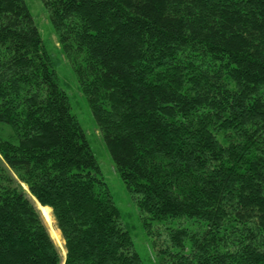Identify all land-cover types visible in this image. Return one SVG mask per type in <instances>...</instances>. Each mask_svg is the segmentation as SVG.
<instances>
[{"label":"trees","instance_id":"16d2710c","mask_svg":"<svg viewBox=\"0 0 264 264\" xmlns=\"http://www.w3.org/2000/svg\"><path fill=\"white\" fill-rule=\"evenodd\" d=\"M43 3L158 264H264V0ZM55 64L0 0V264H145Z\"/></svg>","mask_w":264,"mask_h":264},{"label":"rangeland","instance_id":"374dc122","mask_svg":"<svg viewBox=\"0 0 264 264\" xmlns=\"http://www.w3.org/2000/svg\"><path fill=\"white\" fill-rule=\"evenodd\" d=\"M26 2L34 16L36 24L41 30L42 38L47 49L53 54L56 60L55 67L60 78L61 87L69 95L71 111L80 120L87 134L91 148L99 161L102 173L109 184L114 200L121 209L123 225L132 233L135 247L142 256L145 264H158L159 254L155 243H160L159 238L156 235V231L163 232L161 239L166 241L169 227L185 224L190 228H194L195 221L186 220L184 218H171L172 220L166 221V224H164L163 221H158L157 223L159 224H153V226L149 228L152 229V231H149L145 225V222L148 220L146 219L147 214L140 210L133 193L130 192L126 183L122 180L120 174L115 168L111 154L106 146L102 131L95 120L86 97L80 89L72 65L65 55L62 54L58 36L56 35L55 30L50 22L49 13L43 3V0H26ZM12 134L13 130L9 125L0 123V137L10 139L12 138ZM24 187L27 192H29L28 186L24 185ZM32 199L37 208L40 210L38 204L40 202L35 197ZM51 212L53 216L52 226L46 222L44 217L43 218L63 258H65V241L63 239L61 230L57 226L52 207ZM52 229L59 232V239L61 238L60 241L54 237ZM153 231H155V234Z\"/></svg>","mask_w":264,"mask_h":264},{"label":"bare ground","instance_id":"6f19581e","mask_svg":"<svg viewBox=\"0 0 264 264\" xmlns=\"http://www.w3.org/2000/svg\"><path fill=\"white\" fill-rule=\"evenodd\" d=\"M38 204H39V208H40L41 213H42L43 217L45 218L46 222L52 226L53 216H52V212H51V207L42 205L40 203H38ZM52 232H53L54 237L59 239V237H60L59 232L54 230V229H52ZM60 240H61V238L59 239V241Z\"/></svg>","mask_w":264,"mask_h":264}]
</instances>
